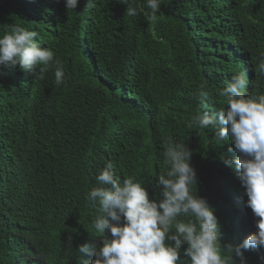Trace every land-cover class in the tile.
Wrapping results in <instances>:
<instances>
[{"label": "trees", "instance_id": "16d2710c", "mask_svg": "<svg viewBox=\"0 0 264 264\" xmlns=\"http://www.w3.org/2000/svg\"><path fill=\"white\" fill-rule=\"evenodd\" d=\"M87 3L68 12L63 0H0V35L13 24L38 32L65 72L56 85L54 68L35 80L19 66L0 67V264L93 259L77 249L101 243L93 227L99 205L86 199L101 186V170L112 162L121 181L134 177L159 201L155 181L169 168V136L193 153L192 194L216 210L221 244L242 243L256 217L249 208L236 224V207L245 213L248 198L241 192L238 201L237 173L223 162L236 154L211 126L188 123L205 103L227 106L221 92L234 74H245L246 94H264V74L255 70L264 0H161L156 22L146 0H134L135 16L125 15L122 0L85 10ZM244 255L261 264L264 249Z\"/></svg>", "mask_w": 264, "mask_h": 264}, {"label": "clouds", "instance_id": "9594fccd", "mask_svg": "<svg viewBox=\"0 0 264 264\" xmlns=\"http://www.w3.org/2000/svg\"><path fill=\"white\" fill-rule=\"evenodd\" d=\"M63 2L70 12L77 9L80 0ZM122 2L126 16L137 15L134 0ZM146 2L151 9L149 20L156 22L161 0ZM95 7L96 0H88L85 10ZM38 35L26 27L9 25L0 35V67L9 63L19 66L35 80H44L49 68H54L55 84L60 85L65 79L63 64L54 59L53 50L37 42ZM255 70L264 74V53ZM246 87L245 74H234L221 92L227 98V106L215 110L203 104L206 110L192 116L188 127L211 126L216 140L221 144L228 141V151L236 155L233 160L223 162L237 173L236 196L239 202L241 192L247 196L245 206L256 217L251 222L256 231L238 245L221 244L216 210L206 198L192 194L193 186L198 184L197 171L191 163L193 153L185 143L169 136L163 152L169 168L155 181L159 201L151 199L149 186L134 177L121 181L112 162L101 170L97 177L101 186L86 195L91 204L99 205L100 214L95 217L93 227L101 234V243L95 249L87 243L78 246L77 251L83 257H94L83 259L82 264H237V260L238 264H247L245 251L264 249V94H246ZM200 96L206 99L207 93L201 92ZM236 209L238 224L244 208ZM222 248L232 255L222 256ZM260 259L264 264V256Z\"/></svg>", "mask_w": 264, "mask_h": 264}, {"label": "bare ground", "instance_id": "6f19581e", "mask_svg": "<svg viewBox=\"0 0 264 264\" xmlns=\"http://www.w3.org/2000/svg\"><path fill=\"white\" fill-rule=\"evenodd\" d=\"M246 204V203H245ZM246 207V206H245ZM245 213H247V218H248V216H249V213H250V210H249V208H247V210L245 211ZM245 213H243L242 212V214L244 215V216H246V214ZM91 256V255H90ZM91 258H93L92 256H91Z\"/></svg>", "mask_w": 264, "mask_h": 264}]
</instances>
